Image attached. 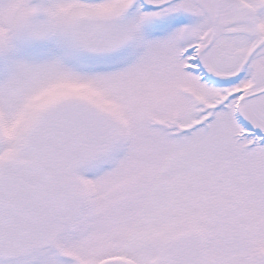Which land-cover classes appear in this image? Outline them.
I'll use <instances>...</instances> for the list:
<instances>
[{
	"label": "snow or ice",
	"instance_id": "snow-or-ice-1",
	"mask_svg": "<svg viewBox=\"0 0 264 264\" xmlns=\"http://www.w3.org/2000/svg\"><path fill=\"white\" fill-rule=\"evenodd\" d=\"M0 264H264V0H0Z\"/></svg>",
	"mask_w": 264,
	"mask_h": 264
}]
</instances>
